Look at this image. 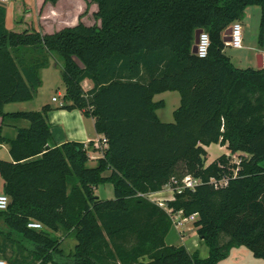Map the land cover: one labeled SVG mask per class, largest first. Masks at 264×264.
Segmentation results:
<instances>
[{"label":"trees","instance_id":"16d2710c","mask_svg":"<svg viewBox=\"0 0 264 264\" xmlns=\"http://www.w3.org/2000/svg\"><path fill=\"white\" fill-rule=\"evenodd\" d=\"M86 1L98 6L101 24L80 21L52 35L10 31L0 7V145L10 146L12 159H0L11 200L0 212V249L27 242L40 264H219L241 247L264 261V69H241L224 53V33L252 6L262 11L264 47V0ZM198 30L211 37L203 59L192 53ZM53 57L62 66L64 109L93 118L108 139L96 167H88L93 143L55 144L49 106L5 112V105L35 99L39 72ZM86 80L93 84L87 92ZM170 91L181 106L168 124L157 115L163 101L154 98ZM9 119L30 127L8 139ZM213 144L250 157L239 167L227 166V155L206 165L205 146ZM189 175L201 184L166 203L172 215L143 196ZM225 176L223 189L210 183ZM106 184L114 199L97 195ZM178 211L198 214L207 259L168 244ZM31 221L45 229H30ZM57 233L77 241L72 254H64Z\"/></svg>","mask_w":264,"mask_h":264},{"label":"crops","instance_id":"0c3cea01","mask_svg":"<svg viewBox=\"0 0 264 264\" xmlns=\"http://www.w3.org/2000/svg\"><path fill=\"white\" fill-rule=\"evenodd\" d=\"M14 1V3H13ZM3 6L5 9H7V17L5 21V25L10 31L14 32H22L28 28L30 29H36L42 34H49L52 35V33L58 32L60 30H63L68 27H74L79 24L81 21L82 23L92 26L95 24H101L99 21H92L91 19L94 18V14L98 12L99 8L96 4L90 3L86 0H59L56 4H50L46 3V0H9L4 5H0V7ZM255 15L256 18L262 15L261 8L258 6H252L251 8L246 10L245 19L248 18L249 15ZM260 33V32H259ZM228 46H226L227 48ZM225 48V49H226ZM241 50V49H240ZM248 55L246 57V61H239V57H230L233 64L241 69H258V54L257 56L253 57V53H258L259 51L263 50L264 47L259 45L256 46L255 44L249 45L247 47ZM242 60V58H241ZM242 64H247L246 66H242ZM57 61L53 57L50 60V65L47 67L48 69L56 68ZM44 69L48 70V69ZM43 70L41 71L44 72ZM42 77V74H41ZM44 85V82L42 80V86ZM93 84L90 80H86L83 83V89L87 92L92 88ZM42 87L38 89L37 96L35 97V101L30 102H20V103H12L8 104L7 111L5 109L6 113H20V112H37L42 111L45 106H49L51 108V111L48 115V121L51 125V130L53 133L55 144L60 146L65 143L75 141L84 144L87 148L91 143H94L95 141L100 140L103 138L102 135H99L96 131V123L93 118L85 117L83 113L79 110H70L67 111L64 109L63 105L65 104L63 95V100L60 101H54L52 99V103H47L43 101L42 98H37L41 94ZM41 91V92H40ZM44 94V92H42ZM37 98V99H36ZM40 99V100H39ZM38 102H37V101ZM154 101H163L165 108H167V102L169 105H172V109L170 112V119L171 120H162L159 117L157 111V115L161 121L164 123H171L174 122V111L178 109L181 104V96L178 92H166L163 94L156 95L154 98ZM34 102V103H33ZM27 103H33L34 105H26ZM59 103V104H57ZM6 106V105H5ZM168 118V116H167ZM8 123L6 122V125ZM30 125L27 121L21 120V121H13L9 119V125L4 127L3 135L8 139H15L18 135V131L21 128H29ZM10 131V137L6 135V133ZM215 145V144H213ZM212 146V145H211ZM211 146L208 149L211 148ZM220 148V151L224 154L222 155H231L234 158H238L239 156H246L249 158L250 156L238 152V154H233L228 150L227 145H216ZM106 149V148H105ZM95 151L93 148H90L89 150V157H91L88 167H96L98 160L103 159V153L105 151ZM10 146L8 144L0 145V159L2 160H12L10 156ZM209 164L212 163V161L208 162ZM263 167V166H262ZM264 168V167H263ZM109 172H106V175H109ZM5 189V182L0 176V190L1 192H4ZM161 193V192H160ZM191 227V226H190ZM197 231V228H196ZM172 234V236H170ZM171 234L169 235V241L170 245H176V246H183L184 244L181 243V240L187 241V238H184L185 232H180L176 228H173ZM180 242L179 244H176V242ZM184 242V243H185ZM174 243V244H173ZM77 244V243H76ZM169 244V243H168ZM191 248L188 247V251L191 253L198 251L199 254H201V257L204 259H207L209 256V250L205 246L202 247L199 243H191ZM197 244V245H196ZM187 245V244H185ZM3 247L0 249V255L3 259L7 261V263L10 261L11 264H40L41 262L37 261V259L34 256V246L27 242L15 244L14 246L12 243H6L2 245ZM17 246H19L18 252H17ZM76 246V245H75ZM186 247V246H185ZM7 248V250H6ZM190 248V249H189ZM9 251H11V254H9ZM230 261L232 264H264L261 263L259 260H253L252 256L254 255L249 252L245 247L241 248H235L231 251ZM6 256H10L11 258ZM256 259V258H255ZM10 264V263H8Z\"/></svg>","mask_w":264,"mask_h":264},{"label":"rangeland","instance_id":"374dc122","mask_svg":"<svg viewBox=\"0 0 264 264\" xmlns=\"http://www.w3.org/2000/svg\"><path fill=\"white\" fill-rule=\"evenodd\" d=\"M13 3H14V1H13ZM90 19H91V23H93L92 22L93 20L96 21V19H92V18H90ZM261 20H262L261 14L258 18H256L255 15L250 14L247 19L244 18V20L240 21L242 24V27H243V33H242L243 49L240 50V49H234L232 47H227L225 49V53L227 55H229L230 57H234V58L239 57V61H246V57L249 53L247 50V47L249 45H252V44H255L256 46L258 45L259 36H260L259 32H260ZM262 52H264V51L261 50L258 53L254 52L253 57L257 56L258 54H261ZM241 58H242V60H241ZM246 65L247 64H242V66H246ZM42 70L44 71V69H42ZM42 70H40L39 74H40V76L42 74L41 79L43 80L44 85L41 86L43 89L41 91L44 92V94H42V92L40 91L41 94L37 98L43 97V101L45 102V104H47V103H52V99L54 97H58L59 103H60V101L63 100V95L66 93L65 86H64L63 81H62V74H61L62 66L59 64L56 66V68L48 69V70H45L44 72L41 73ZM33 103H27L26 105H30V107H31V105H34ZM59 103H57V104H59ZM5 109L7 111H9L8 105L5 106ZM171 109H172V105H169V103L167 102V108L166 109L163 108L162 110H160L158 112L159 117L162 120H171L172 118L170 119V117H169ZM167 116H168V118H167ZM172 121H173V119H172ZM6 122L8 123L7 125H9V120H7ZM6 135L8 137H10V131H8L6 133ZM209 147L205 146V149H206L207 154H208V160L206 162V165H210L208 163L210 161H212V163L217 161L219 158L222 157V154H224L223 151L221 152L220 148L217 147L216 145H212L211 148L207 150V148H209ZM227 158L229 159V163L227 164V166H232L235 163H239V161H242L243 158H247V157L246 156H239L237 159H235L231 155H227ZM261 165L264 167V162H262ZM160 192H156L155 194H150L147 196V198L151 202H153L154 204L163 203L164 205H166L167 202L173 201V199L176 196L175 192L171 191L169 189L164 190V192L163 191H160ZM0 193H3V192H1V190H0ZM96 193L102 200L114 199V189H113V186L111 184H106L105 186L99 187ZM166 207H167V205H166ZM179 228H180V230H178V231H180V232L184 231L186 233L185 236H183V237L187 238V241L185 242V241L181 240V243L184 244L183 246H186V248H188V247L191 248V245H192L191 243H199L205 249L204 242H202L200 237H198L196 227H195V223H193V224L190 223L189 225H186V224L180 225ZM51 235L54 239H56V240L59 239V241H61L62 250H63L65 255H69V254H72L74 252V248H75L77 241L72 236H67L65 233H57V234H51ZM170 236H172V234ZM168 243L171 244L169 239H168ZM179 243H180L179 241L176 242V244H179ZM185 244H187V245H185ZM191 252H192V250H191ZM9 254H11V251H9ZM7 257L11 258L10 256H6V258ZM252 258H253V260H257L253 256H252ZM0 259H3L1 255H0ZM229 259H230V257L225 259L224 261L220 262L219 264H232ZM3 260H5V259H3ZM259 261L261 263H264L263 260H259ZM8 263L11 264L10 261Z\"/></svg>","mask_w":264,"mask_h":264},{"label":"built area","instance_id":"2783aa9c","mask_svg":"<svg viewBox=\"0 0 264 264\" xmlns=\"http://www.w3.org/2000/svg\"><path fill=\"white\" fill-rule=\"evenodd\" d=\"M8 1L9 0H0V5L5 4ZM231 29H232V34H231L232 41L225 44L228 47H232L234 49H243V36H242L243 27L241 22L240 21L235 22V24L231 26ZM199 37L200 40L197 45L196 56L199 59L207 58L211 47V37L209 36L208 32H206L205 30H202V33ZM261 54H262V65H263L262 68L264 69V52H262ZM54 101L55 102L59 101L58 97H54L53 102ZM107 146H108V139H106V137H103L100 140L95 141L93 143V150L103 151L105 148H107ZM240 163L241 161L235 164L239 167ZM237 172L238 169L235 170V176L237 175ZM228 180L229 178L225 176L224 178H222L221 181L212 179L210 183H212L217 190H220L223 189L228 184ZM199 184H201V181L195 179L191 175L183 178L182 180L173 178L170 185L165 186L162 191L164 192V190L169 189L171 191H174L175 194H182L183 192L189 189L195 191L196 186H198ZM143 196L147 197L148 195L147 196L143 195ZM10 201H11L10 197L7 194L0 193V212H6V210H8ZM157 204L160 205V207H162L164 210H166L169 214L172 215V212L169 210L168 206L166 207V205H164L163 203H157ZM197 218H198V214H192L190 215V217H186L183 211H178L176 213H173V216L171 217L174 223V228H176L177 230H180L179 228L180 225H184V224L189 225L190 223L191 224L195 223ZM28 227L36 231L45 229L44 225L35 221L29 222ZM0 264H8V263L5 260L0 259Z\"/></svg>","mask_w":264,"mask_h":264},{"label":"water","instance_id":"95a60500","mask_svg":"<svg viewBox=\"0 0 264 264\" xmlns=\"http://www.w3.org/2000/svg\"><path fill=\"white\" fill-rule=\"evenodd\" d=\"M2 5H4V4H2ZM201 33H202V30H198V31L196 32V35H195V37H196V43H195V46L193 47V50H192V53L195 54V55H196V53H197V45H198V43H199V40H200V37H199V36L201 35ZM231 34H232V29H231V28L228 29V30L224 33V36H225L224 42H225V43H229V42L232 41V36H231ZM257 60H258V69H262V67H263V65H262V54L258 55Z\"/></svg>","mask_w":264,"mask_h":264}]
</instances>
